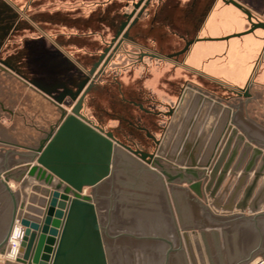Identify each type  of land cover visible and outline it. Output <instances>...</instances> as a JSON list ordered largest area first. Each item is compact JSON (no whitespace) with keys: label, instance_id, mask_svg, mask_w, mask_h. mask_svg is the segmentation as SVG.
Returning <instances> with one entry per match:
<instances>
[{"label":"water","instance_id":"95a60500","mask_svg":"<svg viewBox=\"0 0 264 264\" xmlns=\"http://www.w3.org/2000/svg\"><path fill=\"white\" fill-rule=\"evenodd\" d=\"M228 2L247 15L251 28L224 39L264 30L237 2ZM0 70L15 72L2 61ZM21 80L53 103L58 121L36 146H21L32 152L23 156L30 161L0 165V264H108L104 244L124 247L126 264H188L168 200L112 187L117 148L132 150L77 109L68 112L64 95L55 98ZM189 86L211 98L186 89L155 155L142 160L168 185L188 186L196 220L207 227L264 220V131L244 119L242 99L226 102ZM13 220L22 238L11 262L3 255ZM182 234L191 263L207 264L197 233L193 245L189 233Z\"/></svg>","mask_w":264,"mask_h":264},{"label":"rangeland","instance_id":"374dc122","mask_svg":"<svg viewBox=\"0 0 264 264\" xmlns=\"http://www.w3.org/2000/svg\"><path fill=\"white\" fill-rule=\"evenodd\" d=\"M27 1H22L21 6H25ZM236 1L251 14L254 23H264V0ZM1 2L0 0V4L3 5ZM151 5L154 6L150 9V15L155 17L158 9L155 5H158V1H153ZM217 5L215 11L220 13L221 6L229 7L222 12L226 19L233 22H239L236 17L246 19V15L233 6L221 1H218ZM53 6L51 0H33L22 20L15 12L0 14V56L5 58L8 55L15 58L17 55L20 60H27L26 65L41 75L45 74V70L56 71L57 85L53 91L56 97L65 88L78 91L86 78L84 70L92 69L104 54L116 37L119 25L125 20L124 12L130 11L131 7L124 8L125 0H55ZM137 17L139 24L147 20L145 12H141ZM250 28L251 24L248 21L247 29ZM130 37L133 36L130 34ZM245 40L249 42L253 51L248 75L241 77L234 73L231 78L197 77L188 70L177 69L172 65L173 63H163L146 57L142 59L141 54L152 49L153 46L124 41L120 46H114L103 61L96 82L88 91L82 110L97 121L105 119L103 121L107 129L118 130L125 144L130 140L131 144H141L148 151L154 150L153 144L149 143L141 130L127 125L122 119L111 118L108 114L111 110L107 109L119 108L120 118L135 117L133 122L135 125L137 119L143 121L144 126L149 127L152 133L160 138L169 124V117L156 118L146 114L138 106L125 102L124 99L141 103L145 108L154 109L156 112H168L176 107L182 89L189 82L226 102L242 99L244 119L264 131V78L261 80V76L257 75V72L261 71L264 76V32L262 29H256ZM52 41L58 46L53 45ZM68 55L72 57L69 58ZM67 108L72 109L71 105ZM231 111L233 114L234 110ZM122 168L125 170L120 175L123 188L118 189L170 199L171 186H168L146 162L135 158L134 161H124ZM177 187L174 190V197L180 203V207L183 203L185 213L188 211L191 213L193 208L188 197V186L183 184ZM89 192L86 194L91 195L92 190ZM202 203L206 205L203 200ZM170 211L172 218H178L174 208ZM183 217V229L178 225L179 223L175 226L188 264L192 263L183 232L189 233L191 244L194 242L192 232L197 233L207 264H214V261L215 264H220L218 258L225 260L224 264H237L247 255L246 245L250 240L243 237L244 228L241 232L240 223L207 227L206 224L196 220L194 211L193 221L189 219V214ZM240 233L243 236L240 237ZM258 240L260 241L259 237L256 238V241ZM105 248L108 260L112 264H126L124 247L105 244ZM260 262L261 256L256 255L246 264H264Z\"/></svg>","mask_w":264,"mask_h":264},{"label":"crops","instance_id":"0c3cea01","mask_svg":"<svg viewBox=\"0 0 264 264\" xmlns=\"http://www.w3.org/2000/svg\"><path fill=\"white\" fill-rule=\"evenodd\" d=\"M22 1L24 2V0H3L1 2L3 3V5L0 4V8L2 6L3 7L5 6L4 7L5 9L4 11H2L1 9L0 14H9L13 12L12 10L6 8L7 6L16 7L17 9H22L25 14L27 12V8L31 5V3H33V0H28L27 4L23 7L21 6ZM224 7L225 6L220 7V10L222 9V12H224L223 9L229 8V7L226 8ZM222 12L220 13V11L217 12L214 11L212 13L206 25L207 26L205 29L206 34H209L210 36L213 37H225V36L228 37L234 34L246 32L248 30L247 22L245 19L235 16L236 18L239 19V22L237 21L233 22L229 19L224 18ZM249 35L251 34H247L241 37L231 38L229 39V41L224 43L198 44L192 49L191 54H189V56L187 57V64L192 69V71H194L193 74L197 77H204L205 75H207V77H213V78L214 77L231 78L233 77L234 73H236L235 75L241 77H247L248 66L253 58L252 55L253 51H251L252 48L250 47L249 42L248 41L246 42L245 40L246 37ZM52 44L57 45L55 41L54 42L52 41ZM161 48H165L166 52H170L172 50L170 45H164L161 46ZM17 57H18L17 55L15 56V58L6 55L5 58H3L4 62H6L9 66H11L15 72L8 73L3 70H0V165H4L8 167H15L17 164L21 162L30 161V158L26 159L23 156L25 154L29 156L33 155L32 152L21 148V146H26V147L36 146L40 138L43 137V132L49 131L50 127L58 121L57 108L53 105V103H51L45 96H43L41 92L35 90L31 85L21 80L22 78H24L30 83L40 87L47 94L51 95L53 94V91L56 89V85H57L55 79L56 71L45 70L44 71L45 74L41 75L26 65L27 60L26 61L20 60ZM237 57L239 58L236 59ZM257 75L261 76V80H263L264 76L261 71L257 72ZM193 87L202 90L197 86H193ZM186 89H190L194 92L201 93L188 85L187 87L182 89L178 103ZM63 107L68 112H70L73 109L72 108L68 110L67 107L65 106ZM107 110H111L110 112L108 111L109 112L108 114L111 115V118H117L119 120L122 119L123 122H125L127 125H131V127H133L134 129H136L137 126H142L150 130L149 127L144 126L143 121H139L138 119L136 120L137 124L135 125L133 123L135 117L131 118L130 116L128 117L124 116L120 118L118 116L119 108L110 107ZM77 111L79 112V117L85 118L90 124L101 128L107 133H111L115 141L120 142L125 147H129L131 145V143L129 142L130 140L127 142V144H125L124 139L121 138V136L117 132L118 130L116 131L115 128L109 131V129H107V127L104 125L103 120L105 119H103L102 121L95 120L87 112H84L82 110V107ZM162 138L163 136L159 138V141H161ZM137 147L142 149L141 144L137 145ZM135 158H139V157H137L134 153L128 151L123 147L117 148V151L115 152V162H114V174H113V186H112L113 189H118L121 187L123 188V184L120 183V175L123 171H125L122 168L124 161L125 162L134 161ZM170 186L172 189H170L171 190L170 199L169 197L167 198L168 204L170 210H173L174 208L176 211V215H178V218L175 219L173 218L174 219L173 222L175 223V225L176 223L177 224L179 223L178 225L182 228L184 225L183 216L189 214V219L191 218L190 220L193 221V211L191 213L190 211H188L187 213L183 211V203L181 204L180 207L179 206L180 203L174 197V193H175L174 190H176L178 187L174 185H170ZM8 187L12 192L17 191V185L14 184L13 182H10L8 184ZM91 190L92 188L90 187L83 188L84 193L89 194L90 193L89 191ZM217 216H223V215H217ZM14 220L9 237L15 226ZM239 226L241 232L242 229L244 228L243 229L244 236L241 233L239 234V236L241 235L245 237L246 240L247 239L250 240V243L246 245L247 255L244 257L245 259H248L255 252H257L259 248L263 247L264 220L244 222V223H240ZM258 237L260 238V241L259 240L256 241V238ZM7 247H8V241L6 244L3 257L5 260L11 261V259L6 257V253L8 249ZM215 262L216 261H214V264ZM224 262L225 260L223 261L222 259L218 258V263L224 264ZM108 264H112V263L108 260Z\"/></svg>","mask_w":264,"mask_h":264},{"label":"flooded vegetation","instance_id":"af4514ba","mask_svg":"<svg viewBox=\"0 0 264 264\" xmlns=\"http://www.w3.org/2000/svg\"><path fill=\"white\" fill-rule=\"evenodd\" d=\"M153 1L155 2V0H125L124 8L131 7V10L126 13L124 12L125 20L119 25L118 31L116 32V37L108 45L107 48L108 51L107 53H104L105 55L104 59L101 61L100 65L96 68L93 75H90V72L93 68L90 70L87 69L84 70L86 75L85 80L89 78V81L85 84V86L82 88V90L77 96L76 93L78 91L74 92L69 88H65L63 89L62 92L57 94L56 97H59L60 95H64L63 106L69 107L71 105L72 108H75L77 110H79L81 107H84V104L86 103L85 101L88 91L95 84L98 70L101 67L103 61H105L106 57L108 56L109 52L111 51V49H113L114 46H120L121 43H123L124 41H128L136 45L153 46L152 49L144 51L141 54L142 59L143 57L144 58L146 57L150 60H157L163 63H168V64L173 63L172 65H174L177 69L179 70L185 69L190 71L191 73H193L194 71H192V69L188 66L187 57L189 56V54H191L192 49L196 45L206 44V43H222L229 41V39L228 40L224 39L227 36L213 37L210 36L209 34H206L205 31L210 16L216 10L217 2L221 1L224 4L233 6L231 3L228 2V0H157L158 5H155V8L157 6L158 9L155 17L150 15L151 13L150 9L152 8V6H154L151 5ZM234 1L237 2L242 7L243 10H245L240 2L236 0ZM54 3L55 0H51L52 6L54 5ZM4 7L2 6L0 10L2 9V11H4L5 9ZM6 8L19 14L20 15L19 18L21 20L24 18V11L22 9H17L16 7H12V6H7ZM236 9L240 10L238 8ZM141 12L146 13L147 20L142 21V24H139V19L137 16ZM241 12L245 14L243 11ZM245 20H247L248 23L249 20L247 15ZM251 21L253 22L252 17H251ZM17 23L16 25L18 26L19 23L18 24ZM32 25L36 26L35 23H32ZM130 34L133 37H130ZM164 45H170L172 49L171 51L173 52L172 53L171 51L169 53L166 52L165 48H161V46ZM70 56L68 55L69 58L72 57ZM0 61L4 62L1 56H0ZM204 77H207V75H205ZM188 85H190L189 82L185 84L184 88L187 87ZM66 90L68 91L67 93L65 92ZM51 96L55 97V94H51ZM124 101L138 106L139 109H141L143 112L155 116L156 118L157 116H159L165 118L169 117L170 119L171 113L175 109L174 107V109H170L168 112H158V111L156 112V110L154 109L152 110L145 108L141 103H136L133 101L130 102L127 99H124ZM136 129L141 130L145 134V137L148 138L149 143L153 144L154 150L149 149L148 151L145 148H143L142 145H141L142 149H140L139 147H137V145H132V144L127 148L132 150V152L137 157H139L140 160H142V157H146L145 160H149L150 159L149 156L150 155L154 156L156 153L158 143L160 142L159 138L156 136V134L152 133L151 130H148L145 127L137 126ZM160 178L162 177L160 176ZM256 255L261 256V262L264 263V249L263 247H261L250 258L248 259L244 258L240 260L237 264H245L251 261L253 257H255Z\"/></svg>","mask_w":264,"mask_h":264},{"label":"built area","instance_id":"2783aa9c","mask_svg":"<svg viewBox=\"0 0 264 264\" xmlns=\"http://www.w3.org/2000/svg\"><path fill=\"white\" fill-rule=\"evenodd\" d=\"M20 239H21V228H20L19 224L17 222H15V226L13 228V231H12V233L8 239V249L12 250L14 248L19 247ZM17 240H19V241L14 242Z\"/></svg>","mask_w":264,"mask_h":264},{"label":"bare ground","instance_id":"6f19581e","mask_svg":"<svg viewBox=\"0 0 264 264\" xmlns=\"http://www.w3.org/2000/svg\"><path fill=\"white\" fill-rule=\"evenodd\" d=\"M55 98H57V97H55ZM21 238H22V235H21ZM18 241L19 240L14 241V242H18ZM20 241H21V239H20ZM17 251H18V247L17 248H14L12 250L7 249L6 257H8L9 259H11L12 261L15 260L16 255H17ZM10 252H12L13 254H11Z\"/></svg>","mask_w":264,"mask_h":264}]
</instances>
